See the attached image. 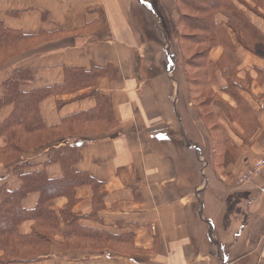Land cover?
<instances>
[{"label":"crops","instance_id":"crops-1","mask_svg":"<svg viewBox=\"0 0 264 264\" xmlns=\"http://www.w3.org/2000/svg\"><path fill=\"white\" fill-rule=\"evenodd\" d=\"M231 1L239 14L215 16L205 65L192 68L177 0H0V25L35 37L0 68V98L14 73L30 72L20 91L51 89L39 115L54 130L0 162V207L22 176L66 179L52 149L77 147L72 170L95 182L43 208L39 191L18 202L12 213L30 217L8 234L54 242L6 264H264V172L237 184L264 157V0ZM13 111L2 108L0 124Z\"/></svg>","mask_w":264,"mask_h":264},{"label":"trees","instance_id":"trees-1","mask_svg":"<svg viewBox=\"0 0 264 264\" xmlns=\"http://www.w3.org/2000/svg\"><path fill=\"white\" fill-rule=\"evenodd\" d=\"M177 1L182 27V32L177 33V36L180 40L181 49L187 54L188 50L186 49L184 40L190 41L191 45H197L203 50L200 55H196L200 59L198 64L203 62V65H205L208 47L212 42V35H214L216 29L215 16L221 11L236 15L239 13L235 10L231 0ZM165 24L170 29V24L168 22H165ZM253 32L258 37V34L255 31ZM34 39V36H26L0 25V68L4 67L11 59L28 51L32 47ZM186 59L188 65L192 68L198 66V64L191 65L188 57ZM72 77L73 79L76 78V83L78 80H81V77L78 75ZM203 79L205 81V76H203ZM31 80L32 75L30 72H16L4 84L5 93L0 98V110L9 104H14V111L5 122L0 124V137L6 136L8 139L7 148L0 150V162H7L32 147L43 145L45 142L51 140L54 135V130L47 129L39 115V103L47 98L52 91L51 89H44L31 94L22 93L20 91L21 85ZM98 114L107 116L108 112L102 106ZM91 116L93 117L94 114H81L75 120L82 123ZM76 153L77 147L71 146L59 150H51V161L61 163L69 173L65 180L49 181L43 172L30 176H22L24 183L20 190L15 194H11L10 192L5 193L12 198L6 202V208L0 207V247L5 249L4 255L0 258L1 264L30 262L37 255L49 253V248L54 242L52 236L37 234L25 237L8 234L13 229L12 227L17 226L25 218L30 217L22 209H18L17 213L13 214V207H18V202L20 203L31 192L39 191L41 194L39 208H43L52 202L56 195L72 191L75 187L85 183L94 185L95 182L92 178L84 174L75 173L72 170ZM41 216L50 218V215L46 212ZM65 220L68 225L76 223V218L73 215L68 216ZM79 234L81 237L83 236V234ZM66 235L69 236V233L67 232ZM13 240H16L18 245L13 246L14 244L11 242Z\"/></svg>","mask_w":264,"mask_h":264},{"label":"built area","instance_id":"built-area-1","mask_svg":"<svg viewBox=\"0 0 264 264\" xmlns=\"http://www.w3.org/2000/svg\"><path fill=\"white\" fill-rule=\"evenodd\" d=\"M264 172V157L260 158L253 166L242 173L237 178V184L239 186L253 183L259 176ZM260 191L264 193V188H261Z\"/></svg>","mask_w":264,"mask_h":264},{"label":"rangeland","instance_id":"rangeland-1","mask_svg":"<svg viewBox=\"0 0 264 264\" xmlns=\"http://www.w3.org/2000/svg\"><path fill=\"white\" fill-rule=\"evenodd\" d=\"M184 44L186 46L187 51V55H188V59L189 62L191 63V65H196L199 62V58L196 57V55H200L202 53V49L199 48L197 45H191L190 41H186L184 40ZM200 94V93H199ZM198 94V99L197 101L199 103L203 102L204 100H206L207 98V93L205 92L204 94H202V96L200 97V95Z\"/></svg>","mask_w":264,"mask_h":264}]
</instances>
